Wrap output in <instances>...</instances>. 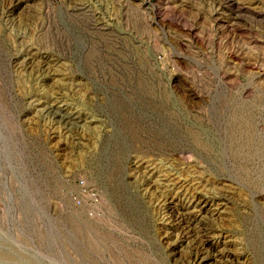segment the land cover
Returning <instances> with one entry per match:
<instances>
[{
  "label": "rangeland",
  "instance_id": "374dc122",
  "mask_svg": "<svg viewBox=\"0 0 264 264\" xmlns=\"http://www.w3.org/2000/svg\"><path fill=\"white\" fill-rule=\"evenodd\" d=\"M0 250L264 264V0H0Z\"/></svg>",
  "mask_w": 264,
  "mask_h": 264
},
{
  "label": "bare ground",
  "instance_id": "6f19581e",
  "mask_svg": "<svg viewBox=\"0 0 264 264\" xmlns=\"http://www.w3.org/2000/svg\"><path fill=\"white\" fill-rule=\"evenodd\" d=\"M21 81V80H20ZM26 81V80H25ZM22 89L24 90V89H26V88H24V85H23V83H22ZM19 88H21V87H19ZM33 89V88H32ZM22 90V91H23ZM29 90H30V88H29ZM27 91H28V89H27ZM9 122V121H8ZM11 122V121H10ZM4 250V249H3ZM3 250H0V263L1 262H6V263H10V264H15V263H17V262H15L16 261V259H19L18 257L20 256H17V258H16V256L15 255H17V251H13V252H11V251H3ZM97 252V251H96ZM21 257V256H20ZM20 260V259H19ZM20 262H21V260H20ZM19 262V263H20ZM8 263V264H9Z\"/></svg>",
  "mask_w": 264,
  "mask_h": 264
}]
</instances>
